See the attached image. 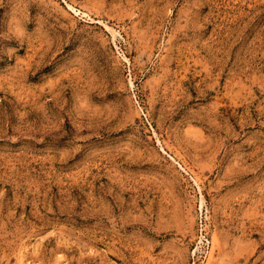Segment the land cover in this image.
<instances>
[{
	"label": "rangeland",
	"instance_id": "rangeland-1",
	"mask_svg": "<svg viewBox=\"0 0 264 264\" xmlns=\"http://www.w3.org/2000/svg\"><path fill=\"white\" fill-rule=\"evenodd\" d=\"M0 264H264V0H0Z\"/></svg>",
	"mask_w": 264,
	"mask_h": 264
}]
</instances>
